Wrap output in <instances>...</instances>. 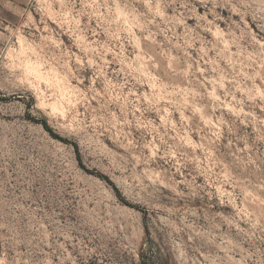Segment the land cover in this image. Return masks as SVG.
I'll return each mask as SVG.
<instances>
[{
    "label": "rangeland",
    "instance_id": "obj_1",
    "mask_svg": "<svg viewBox=\"0 0 264 264\" xmlns=\"http://www.w3.org/2000/svg\"><path fill=\"white\" fill-rule=\"evenodd\" d=\"M0 264H264V0H0Z\"/></svg>",
    "mask_w": 264,
    "mask_h": 264
},
{
    "label": "trees",
    "instance_id": "obj_2",
    "mask_svg": "<svg viewBox=\"0 0 264 264\" xmlns=\"http://www.w3.org/2000/svg\"><path fill=\"white\" fill-rule=\"evenodd\" d=\"M41 124L43 125V127L45 128V130H47V131L51 134L52 137H54V138H56V139H59L60 141H63V139H61V138H59L58 136H56V135H54L53 133H51L49 127L46 125L45 122H42ZM73 146L76 148V152H77V147H76V145H73Z\"/></svg>",
    "mask_w": 264,
    "mask_h": 264
}]
</instances>
